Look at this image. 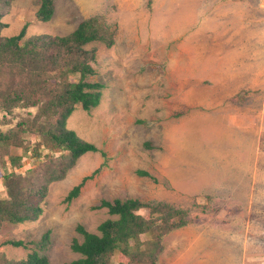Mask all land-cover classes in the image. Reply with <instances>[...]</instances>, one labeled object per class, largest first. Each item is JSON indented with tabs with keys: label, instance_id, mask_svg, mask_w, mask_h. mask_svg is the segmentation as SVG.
Wrapping results in <instances>:
<instances>
[{
	"label": "rangeland",
	"instance_id": "rangeland-1",
	"mask_svg": "<svg viewBox=\"0 0 264 264\" xmlns=\"http://www.w3.org/2000/svg\"><path fill=\"white\" fill-rule=\"evenodd\" d=\"M53 5L50 20L40 22L34 18L37 0L12 1L0 35L24 28V38L62 36L92 16L116 25L109 48L99 42L84 47L94 49L95 74L88 81L102 86L99 103L87 111L77 107L66 120V128L96 151L80 156L62 180L48 186L35 221L3 223L0 244L38 240L48 231V264L69 262L78 258L69 248L73 238L81 240L75 226L97 233L110 217L105 208L93 207L101 200L136 198L186 211V224L162 238L157 264H263L264 0ZM247 122L257 123L261 135L239 187L209 189L208 199L197 203L194 196H205L201 175L213 135ZM78 185L77 196L65 202ZM0 250L13 260L27 253L9 245Z\"/></svg>",
	"mask_w": 264,
	"mask_h": 264
},
{
	"label": "trees",
	"instance_id": "trees-1",
	"mask_svg": "<svg viewBox=\"0 0 264 264\" xmlns=\"http://www.w3.org/2000/svg\"><path fill=\"white\" fill-rule=\"evenodd\" d=\"M12 1L0 0V30ZM53 1L37 0L36 21L50 20ZM115 29L92 16L62 36L24 38V28L13 36L0 35V227L35 221L48 186L62 180L80 156L96 151L66 128V120L77 107L87 111L99 103L102 86L88 81L95 74L90 65L94 49L84 47L99 42L109 48ZM78 189L72 187L64 201L76 197ZM194 198L203 203L208 196ZM93 208H105L110 217L97 233L76 225L81 240L73 238L69 248L78 258L62 264H157L162 238L186 224V211L163 201L101 200ZM48 244V231L38 240H5L0 246L27 253L13 260L0 250V264H48Z\"/></svg>",
	"mask_w": 264,
	"mask_h": 264
},
{
	"label": "crops",
	"instance_id": "crops-1",
	"mask_svg": "<svg viewBox=\"0 0 264 264\" xmlns=\"http://www.w3.org/2000/svg\"><path fill=\"white\" fill-rule=\"evenodd\" d=\"M259 128L257 123L250 125L247 122V124L235 123L232 128L225 131L226 133L217 129V134L213 135L216 141L211 144L209 160L206 164L207 172L201 175L205 178L206 184L202 195H210L208 190L212 188L218 190L223 187L227 189L239 187L237 179H240L241 173L248 171L252 164V152H254L256 137L261 135V131L258 135ZM231 175L236 179V182L231 180Z\"/></svg>",
	"mask_w": 264,
	"mask_h": 264
},
{
	"label": "built area",
	"instance_id": "built-area-1",
	"mask_svg": "<svg viewBox=\"0 0 264 264\" xmlns=\"http://www.w3.org/2000/svg\"><path fill=\"white\" fill-rule=\"evenodd\" d=\"M264 264V263H263Z\"/></svg>",
	"mask_w": 264,
	"mask_h": 264
}]
</instances>
